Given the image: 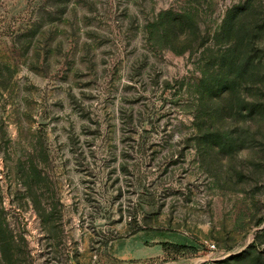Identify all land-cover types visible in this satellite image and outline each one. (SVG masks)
Segmentation results:
<instances>
[{"label": "rangeland", "instance_id": "1", "mask_svg": "<svg viewBox=\"0 0 264 264\" xmlns=\"http://www.w3.org/2000/svg\"><path fill=\"white\" fill-rule=\"evenodd\" d=\"M0 264H264V0H0Z\"/></svg>", "mask_w": 264, "mask_h": 264}]
</instances>
